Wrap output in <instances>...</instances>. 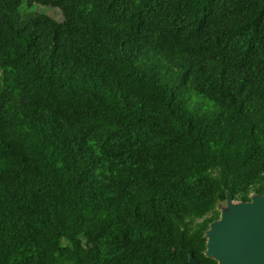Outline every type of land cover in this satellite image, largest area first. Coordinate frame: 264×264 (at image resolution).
<instances>
[{
    "label": "trees",
    "instance_id": "16d2710c",
    "mask_svg": "<svg viewBox=\"0 0 264 264\" xmlns=\"http://www.w3.org/2000/svg\"><path fill=\"white\" fill-rule=\"evenodd\" d=\"M253 196L264 0H0V264H217Z\"/></svg>",
    "mask_w": 264,
    "mask_h": 264
},
{
    "label": "water",
    "instance_id": "95a60500",
    "mask_svg": "<svg viewBox=\"0 0 264 264\" xmlns=\"http://www.w3.org/2000/svg\"><path fill=\"white\" fill-rule=\"evenodd\" d=\"M254 198L260 199L250 209L241 210L247 235L235 234L228 216L210 226L205 255L217 264H264V197L253 196L251 203ZM213 230L216 234L210 236Z\"/></svg>",
    "mask_w": 264,
    "mask_h": 264
},
{
    "label": "rangeland",
    "instance_id": "374dc122",
    "mask_svg": "<svg viewBox=\"0 0 264 264\" xmlns=\"http://www.w3.org/2000/svg\"><path fill=\"white\" fill-rule=\"evenodd\" d=\"M34 11L44 13L58 22H61L63 20L62 13L56 8L38 6L34 8ZM259 199L260 198H254V201L252 203L250 202L249 204H242L240 202L232 201L228 198L217 207V210L220 212V219L218 220V222H220L224 216H228L231 219L232 231L240 236L247 235V231L244 227V216L241 213V210L250 209V207L254 206L255 202L259 201ZM209 231H211V229ZM215 234L216 231L213 230L210 233V236H213Z\"/></svg>",
    "mask_w": 264,
    "mask_h": 264
}]
</instances>
